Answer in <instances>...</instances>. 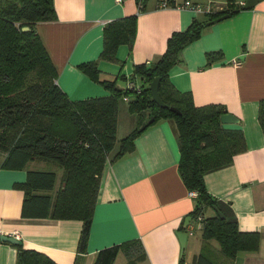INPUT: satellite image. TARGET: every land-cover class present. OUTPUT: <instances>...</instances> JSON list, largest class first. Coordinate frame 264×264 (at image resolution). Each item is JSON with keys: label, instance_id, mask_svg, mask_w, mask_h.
I'll return each mask as SVG.
<instances>
[{"label": "crops", "instance_id": "0c3cea01", "mask_svg": "<svg viewBox=\"0 0 264 264\" xmlns=\"http://www.w3.org/2000/svg\"><path fill=\"white\" fill-rule=\"evenodd\" d=\"M191 1L207 4L211 0ZM214 1L224 3L226 9L225 1ZM52 2L56 21L37 23L34 30L57 73L55 84L73 102L110 94L78 68L98 59L108 23L137 16L131 50L121 45L117 62L98 61L99 80L111 82L117 76L128 81L135 66H149L163 55L172 33L186 30L193 20L208 19L187 10L159 9L158 0H147L143 12L135 0ZM241 2L245 4L235 0V4ZM209 53H213L212 61L207 59ZM168 76L176 90L191 94L195 107L221 106L238 118L239 124L222 126L242 132L246 151L235 156L230 166L205 175L204 184L212 198L231 207L240 232L260 236L256 252H240L230 264H264V133L258 122L259 105L264 102V0L252 9L206 23L199 39L179 53ZM122 83L117 81L124 89ZM131 115L132 125L129 128L127 122L121 137L117 118V141L137 127V118ZM133 145L132 152L107 162L102 170L85 253L78 252L81 221L21 216L24 194L14 186L25 182L29 170L54 168L31 162L24 169H6L0 155V235H17L24 249L42 253L55 264H94L100 250L134 240L146 255L136 264H178L181 259L183 264H195L200 254L214 264H228L217 242L209 241L203 248L202 229L191 217L196 199L189 196L178 171L180 153L173 122L161 120L149 126ZM56 173L55 188L62 171L56 169ZM203 215L213 217L214 210L205 209ZM187 217L191 220L184 229ZM180 233L187 235L183 250ZM119 257L125 259L119 253L113 264ZM17 263L14 245L0 242V264Z\"/></svg>", "mask_w": 264, "mask_h": 264}, {"label": "trees", "instance_id": "16d2710c", "mask_svg": "<svg viewBox=\"0 0 264 264\" xmlns=\"http://www.w3.org/2000/svg\"><path fill=\"white\" fill-rule=\"evenodd\" d=\"M135 1L139 12H143L147 0ZM223 1L227 4L225 10L205 15L208 18L205 22L193 20L186 30L172 33L165 52L155 63L134 67L129 80L139 83V91L118 87V80L127 81L123 76L111 82L99 80L98 61L117 62L118 47L127 45L131 50L136 37L137 16L108 23L103 29V47L98 59L78 68L110 94L73 102L55 84L57 73L34 30L37 23L56 21L52 0H0L2 167L24 169L31 162H41L54 168L29 170L25 182L14 186L24 194L23 218L81 221L78 252L85 253L105 164L133 151V142L141 133L139 128L147 120L153 118L146 128L169 120L177 132L179 175L187 191L197 193L191 217L204 218L203 248L209 241L217 242L221 258L228 264L240 252L258 250L259 234L240 232L231 207L212 198L204 184L205 175L230 166L235 156L246 151L242 132L224 129L220 116L227 112L223 107H195L191 94L176 90L168 76L179 53L199 39L206 23L244 10L235 0ZM207 59L212 61L213 53L207 54ZM155 78L159 79V98L168 108H159L152 100L149 85ZM122 97L129 98L128 111L136 116L137 127L117 141L118 103ZM258 122L264 133V102L259 105ZM56 169L62 171L57 188ZM208 208H215L222 218L216 212L213 217L205 218L203 213ZM14 247L17 264H55L42 253L24 249L21 243ZM119 253L124 254L127 264L146 258L141 243L134 240L100 250L94 264H113ZM178 264H183V260ZM195 264L214 263L200 254Z\"/></svg>", "mask_w": 264, "mask_h": 264}, {"label": "water", "instance_id": "95a60500", "mask_svg": "<svg viewBox=\"0 0 264 264\" xmlns=\"http://www.w3.org/2000/svg\"><path fill=\"white\" fill-rule=\"evenodd\" d=\"M261 0H245V4H244V8L245 9H252L257 3H259ZM225 18H228V15H225V16H222L216 20H213L211 22H208L207 25L209 24H214L220 20H223ZM28 29L27 28H23V31H27ZM158 82H159V79L158 78H155L149 85V89H150V92H151V97H152V100L157 104V106L159 108H162V109H165V108H168L167 105H165L161 99L159 98V95H158ZM123 88L125 87V83L123 82ZM171 111H174V112H178L176 109L174 108H170ZM153 122V118H150L149 120H147L145 123H143L141 125V127L139 128V131H143L147 125H149L150 123ZM220 123L222 125H235V124H239V120L237 117H235L233 114H224V115H221L220 116ZM214 212L217 213L216 209L213 208ZM217 215L222 218L221 214L220 213H217ZM191 218L190 217H187L185 219V222H184V226L183 228L185 229L187 227V225L189 224ZM186 238H187V235L185 233H180L178 234V239H179V243H180V246H181V250L184 249L185 247V242H186ZM0 242H3V243H7V244H11V245H18L19 242L17 239L11 237V236H5V235H0Z\"/></svg>", "mask_w": 264, "mask_h": 264}, {"label": "built area", "instance_id": "2783aa9c", "mask_svg": "<svg viewBox=\"0 0 264 264\" xmlns=\"http://www.w3.org/2000/svg\"><path fill=\"white\" fill-rule=\"evenodd\" d=\"M121 0H117V2H120ZM223 4L218 1L211 0L207 2V4H199L192 2L191 0H158V8L159 9H167V8H173V9H179V10H187L190 12H193L194 14H201V15H211L213 13L219 12L223 10ZM241 6H244V2L240 3ZM234 64H236V61H233ZM125 89L130 91H139L140 85L133 83L132 81L128 80L125 82ZM123 100L125 102L129 101L128 97H123ZM189 196L193 199L197 198V193L194 191L189 192ZM203 217L200 216L196 220L198 221V227L200 229L203 228ZM13 238H17V235L11 236Z\"/></svg>", "mask_w": 264, "mask_h": 264}, {"label": "rangeland", "instance_id": "374dc122", "mask_svg": "<svg viewBox=\"0 0 264 264\" xmlns=\"http://www.w3.org/2000/svg\"><path fill=\"white\" fill-rule=\"evenodd\" d=\"M224 4V3H222ZM224 6V5H223ZM225 7V6H224ZM118 121H119V132H118V137H121L122 134H123V127L127 124V122L129 123L128 124V127L130 128L131 127V123H132V119L131 118H134L132 117V115L128 112V107H127V102H125L123 100V97L121 98V100L119 101L118 103ZM134 120V119H133ZM134 126V124H133ZM128 128V129H129ZM129 135V134H128ZM221 144L218 145V147L220 148ZM118 145H116V149H117ZM200 232V231H199ZM197 232L196 235L200 236V233ZM197 236V237H198ZM124 255V254H123ZM123 262H126L127 264V260L126 258L124 259L123 257H119L116 261V264H123ZM141 262V261H140Z\"/></svg>", "mask_w": 264, "mask_h": 264}]
</instances>
